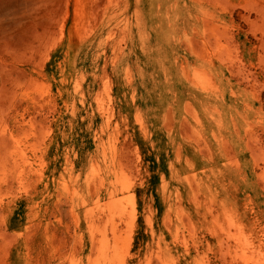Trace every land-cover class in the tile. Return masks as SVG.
I'll return each mask as SVG.
<instances>
[{"label":"rangeland","instance_id":"rangeland-1","mask_svg":"<svg viewBox=\"0 0 264 264\" xmlns=\"http://www.w3.org/2000/svg\"><path fill=\"white\" fill-rule=\"evenodd\" d=\"M0 264H264V0H0Z\"/></svg>","mask_w":264,"mask_h":264}]
</instances>
